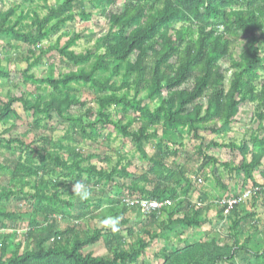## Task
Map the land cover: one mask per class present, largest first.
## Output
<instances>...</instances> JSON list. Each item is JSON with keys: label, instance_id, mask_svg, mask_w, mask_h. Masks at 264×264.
<instances>
[{"label": "trees", "instance_id": "obj_1", "mask_svg": "<svg viewBox=\"0 0 264 264\" xmlns=\"http://www.w3.org/2000/svg\"><path fill=\"white\" fill-rule=\"evenodd\" d=\"M35 1L22 0L24 4ZM122 1L121 12L106 15L107 32L91 49L75 54L69 51L74 41L55 47L62 59L76 67L57 79L36 78L29 72L45 57L49 64V52H44L40 45L75 19V8L80 9L82 18H88L82 1L62 0L45 16L39 18L35 14L27 29L19 27L28 17L22 11L17 13L19 6L12 5L0 13V39L19 42L32 59L22 72L0 69V79L11 83L18 78L15 92L8 90L5 101H0V124L10 118L19 119L16 106L31 118L29 126L21 128L17 135L13 134L15 127L7 130L9 139L2 140L0 145L12 157L11 162L0 159V175L9 179L6 187L0 185V206L10 201L28 206L23 216L18 209L9 212L0 208V264H139L153 242L174 237V227L200 231L206 224V209L187 200L190 182L181 169L168 163L173 154H169L164 143L181 134L194 141H201L200 132L216 134L218 129L237 123L239 108L245 103L253 106L255 133L237 144L211 142L209 146L239 157L234 166L220 165L237 178L240 186L239 193L228 197L264 187L257 186L254 178L257 171L264 177V0ZM115 2L95 0L93 4L104 13ZM238 42H244V46L238 59H234L231 50ZM224 60L229 61L227 70L220 65ZM117 78L118 83L113 81ZM29 83L46 85L50 90L47 99L40 96L30 100L31 93L25 89ZM70 85L86 87L95 96V112L88 111L90 120L83 127L80 119L67 115L73 107L85 106L72 90H67ZM150 104H154L153 108ZM111 110L118 119L112 118ZM52 117L61 124H69L71 131L78 127V134L93 145L100 142L105 131H113L134 145L148 168L135 175L130 170V160L120 157L110 168L91 165L94 159H101L85 155L73 146L63 147L46 136ZM151 139L158 143L156 152L149 157L144 144ZM34 144L38 147L34 148ZM204 159L206 163H215L211 157ZM76 180L88 184L93 195L102 194L98 193L100 185L103 189H116L117 200L106 198V203L110 206L108 211L113 212L111 216L120 217L118 232L102 227V218L93 228L82 224L83 219L94 221L95 208L84 201L80 212H73L77 200H73L75 196L67 183ZM262 196L264 191L255 194L252 204ZM126 198L172 203L159 214L148 216L139 230L146 242L133 238L123 216L130 209L122 202ZM243 207L229 211L226 207L217 208L220 216L230 214L225 238L228 245L207 235L192 237V244L160 252V264L263 261L264 242L258 246L255 237L242 231L241 223L246 217L251 218L248 223H257L252 218L254 213H245ZM134 210L142 215L137 208H131ZM240 214L246 215L238 218ZM160 216L168 222H160ZM60 220H67V226L61 228ZM255 227L252 226L254 232ZM182 234L179 231L180 237L174 240L184 243L189 235ZM104 237L107 256L94 257L85 252Z\"/></svg>", "mask_w": 264, "mask_h": 264}, {"label": "rangeland", "instance_id": "obj_2", "mask_svg": "<svg viewBox=\"0 0 264 264\" xmlns=\"http://www.w3.org/2000/svg\"><path fill=\"white\" fill-rule=\"evenodd\" d=\"M81 1L83 11L88 15V18H82L79 15L80 9L75 8V19L73 21L67 22L66 25L62 27L57 33H52L51 35H49V38L43 41L40 45L41 49L44 52H49L47 55L50 61L49 64L47 63L45 57L44 59H42V63L39 64L36 68L32 69L29 74H32L36 78H46L47 76H51L52 78L57 79L59 78V76L69 71H75L76 67L72 66L65 59H62V57L56 53L55 47L61 48L64 44L74 41L69 51H72L75 54H82L85 51L91 49L95 45V43L107 32L108 25L105 19L106 15L110 13H119L122 11L123 8V1L116 0L115 5L107 8L103 13L101 7H97L93 4L95 0ZM61 2L62 0H36L35 2H33V4H24L22 0H0V13L8 11L12 5L19 6L17 13L22 11L24 14L28 15V17H26V19L22 21L19 27H22L21 29H27V27H30L31 24L34 22L35 14L39 18H41L45 16L49 9L55 8L58 4H61ZM243 46L244 42H238L233 46L231 50V56L234 59H238V56ZM133 60L134 57L131 56L130 61ZM31 61L32 59L27 54L26 47L21 45L19 42H11V40L6 41L0 39V69L10 72H22L25 70L28 63H30ZM220 65L224 70H227L229 68V61L224 60L220 63ZM228 77L229 75H227V80ZM15 80L17 81L18 78L15 77ZM227 80L225 82L226 88L228 87ZM16 81L9 83L5 80L0 79V101H5V94L8 90L15 92L16 89L14 86L16 85ZM113 81L118 83L120 81V78L113 79ZM26 88L27 92L31 93V95L29 96L30 100H34V98L40 96L43 99H47L48 95L50 94V90H47L46 85L39 86L29 83L27 87H25V89ZM67 90H72L77 95L78 100L85 102V106L73 107L67 113V115L72 118H76L78 120L80 119V124L83 127L90 120H88V111L90 112L91 110L92 112L90 113L94 114V110L96 109L94 93L86 87H74L73 85L68 86ZM153 106L154 104H150V108H153ZM110 112L113 115V119L119 118L117 117L114 110H111ZM16 114L18 115L19 119L16 120L14 118H10L4 124H0V145L2 143V140L9 139V133H7V130H9L11 127H15V129L13 130V134L17 135L21 128L25 129L31 123V118L29 114L24 113L18 106H16ZM253 119V106L251 104L245 103L239 108L237 123L229 126L228 128L225 127L221 130H217L216 128V134L200 132L199 137L201 141H194L188 136L181 134V137H174V139H172L170 143H164L167 147V150L169 151V154H173V157L168 159V163L170 165L174 164L173 168L176 167L177 169H181L185 173V177L188 179V183L190 182L191 190L189 192L187 200L191 205L200 208L201 204L198 202L200 201V198L204 197L205 200L209 202V204L207 203L209 207L207 212L210 209H215L217 211V208H219V206L216 205V202H218V200L228 197L234 192L239 193L238 188L236 186L235 189L233 188V183L235 182V180H237V178L234 179L231 173H229L227 170L220 166L221 163H226L229 166H234L235 163L239 161V157L235 156L236 154H227L222 149L210 147L209 144H211V142L225 144L229 142L236 144L239 143L241 140L249 137L251 133H255V131L257 130V125L255 124ZM47 125L50 131L46 136H49L52 142H60L61 146L63 147L73 146L74 148H76V150L85 155L92 154L98 156L101 161L94 159L93 161H91V165L93 166L101 168H110L111 166H114V164L120 157L125 158L127 161L130 160V170L133 171L135 175L140 174L142 169L146 170L148 168L147 164H145L144 161L140 160L139 154L135 151L134 145L131 144L129 140L123 139L111 130L105 131L104 136L99 139L100 142L98 141L99 143L93 145L90 143V141L84 139L80 134H78V127L75 128V131H71L69 124L59 123L56 117H52V119L48 122ZM67 134L68 138H66ZM22 137V139L26 138L24 137V135ZM106 137L108 138V140H106ZM63 138L65 139V141H62ZM157 143L158 141L153 139L145 142L144 150L149 157L156 152L155 144ZM37 147L38 144H34V148ZM199 150H201V153L199 152ZM204 156L211 157L215 160V163H213L214 161H207L206 163ZM13 158H16V155H13ZM61 158H64L63 154H61ZM0 159L5 160L6 162H11L12 157L8 152H6L0 147ZM107 159L108 161L106 162ZM218 162H220V164H218ZM254 178L256 179L257 186H264V177H262L258 171L254 173ZM198 179H201V184L197 183ZM226 179L227 181H230L229 184H227ZM8 182V177L1 174L0 185L6 187L8 185ZM217 183H220V188L218 187V185H216ZM73 184V182L67 183V185L70 186L69 191L71 193ZM221 184H224V187H221ZM103 187V185L97 187L98 189H100L98 190L100 191L98 193L102 192V194H94L93 197L87 201L88 206H90L91 208H95V210L92 211L95 212V214L93 215L96 216V218L94 219V221L89 219H83L82 224H86V227H95L96 224H98L99 219L111 216L113 213L112 211H108L110 209L108 207L110 206L106 203V198H112L113 200H117L118 197L116 194V189L114 187L110 189H103ZM64 199H66V197H64ZM75 199L77 201L75 202L76 205L73 212L78 213L81 210L82 202L76 197L73 198V200ZM261 199H258L260 200L259 203H257L258 201L256 200L257 202L255 204H252V201H249L246 204L242 205L244 206L243 210L245 212L254 213L255 216L253 217V220L257 222V224L253 225L252 222L248 223V220L251 219L250 217H246L247 219H243L245 222L243 223L242 221L241 223L243 225L242 231L243 233L246 232V235L248 234V236L255 235L257 231L260 233L262 232V230H264V197H261ZM21 204L23 203L21 202L19 204H15L14 202L10 201L7 204L3 203L0 208L9 212L18 209L19 211L17 212H19L23 216L27 213L28 206L25 204L23 206ZM128 208L130 209H128L126 213H123V216L129 222L128 225L129 229L133 232V238L135 240L140 239L146 242L147 238L141 232H139V230L143 226L144 222L148 220V216L139 215L136 210L131 211V207ZM181 214L182 213L180 212L178 216H180ZM163 220L166 221V218H164V216H160L159 221L161 222ZM59 223L61 225V228L67 226V220H60ZM225 223L227 224V222ZM20 224L22 223L18 222V225ZM222 225L223 223H220V220H217L215 225L217 227L216 230H214V234L206 232V235H213L212 237L220 240V242L222 241V244L228 245L226 243L227 241H225L227 229H223V227L221 228ZM252 226H256L255 232L253 231ZM19 227L22 228V225ZM179 231H183L182 235L188 234L189 239L185 240L184 243H179V245H177L178 242L175 241L174 238L177 239L180 237ZM172 234H174V237L170 236L173 239L169 241L163 239L153 242V244H151V246L146 249L147 257L145 259L141 258L139 260V264H160V252H164V250L167 252H172L177 248H182L184 245L192 244L193 238L195 236V231H193L192 229L181 230L179 227H174ZM257 242L258 241H256L255 243ZM263 242L264 237L262 240H259V243L261 245L263 244ZM250 246L251 244H249V247ZM85 252L93 255L94 257L107 256L108 249L105 246V237L102 238L94 246L89 247ZM239 263L240 262L237 260L235 264ZM260 263L264 264V260L256 264Z\"/></svg>", "mask_w": 264, "mask_h": 264}, {"label": "built area", "instance_id": "obj_3", "mask_svg": "<svg viewBox=\"0 0 264 264\" xmlns=\"http://www.w3.org/2000/svg\"><path fill=\"white\" fill-rule=\"evenodd\" d=\"M197 183L201 184V179L197 180ZM264 191V187H257L254 189H248L237 197H228L216 202L217 206L226 207V211L233 209L236 206H241L251 201L253 196L257 193ZM126 206L131 208H137L143 216H149L151 214H159L164 208H169L171 202L166 200L163 202H157L155 200H138V199H124L122 201Z\"/></svg>", "mask_w": 264, "mask_h": 264}, {"label": "crops", "instance_id": "obj_4", "mask_svg": "<svg viewBox=\"0 0 264 264\" xmlns=\"http://www.w3.org/2000/svg\"><path fill=\"white\" fill-rule=\"evenodd\" d=\"M218 164H220V162H218ZM224 181V180H223ZM237 181L238 180H235V182L233 183V188L235 189V186L239 189V184H237ZM255 181H256V179H255ZM226 182H227V184H229L230 183V181H227V179H226ZM216 185H218V184H216ZM224 185V184H223ZM218 187L220 188V186L218 185ZM233 194H237L236 192H234ZM229 196H231V195H229ZM216 197V196H215ZM262 197H264V196H262ZM217 198V197H216ZM219 198V197H218ZM261 199V198H260ZM262 200V199H261ZM258 202L257 203H259V201L260 200H257ZM198 203H203V204H198V205H200L201 207H204L205 209H206V212H207V210L209 209V207H208V204H209V202L208 201H206L205 200V198L204 197H202V198H200V201L198 202ZM208 203V204H207ZM210 212V213H209ZM218 212V210L216 211L215 209L214 210H212V209H210L204 216H203V219L206 221V224H204L203 225V227H202V229L200 230V231H197V232H195V236L196 237H200V236H205L206 237V232H210L211 234H214V230H216V227L217 226H215L216 225V221L217 220H220V223H223V225L221 226V228L223 227V229H227V227H228V225L230 224L229 222H228V216H230V214H222L221 216H220V214L219 213H217ZM246 213V212H245ZM248 214L249 213H252V212H247ZM246 215V214H245ZM244 214H240V215H238V218H241V217H244L245 216ZM253 218V217H252ZM247 219V218H246ZM243 221V223L245 222L244 220H242ZM255 221V220H254ZM225 222H227V224L225 223ZM257 224V223H256ZM198 233V234H197ZM191 235H193V234H191ZM194 236V237H195ZM208 236H210V235H208ZM213 236V235H212ZM212 236H210V237H212ZM250 236H253V238L255 237L257 240L256 241H258L256 244L258 245V246H260L261 244L259 243V240H262L263 239V237H264V230H262V232H258L257 231V233L255 234V235H250ZM260 237V238H259ZM172 239V238H171ZM189 239V238H188ZM243 240H245V239H243ZM175 244V243H174ZM249 244L250 243H248V246H249ZM177 245H179V243H177ZM176 245V246H177ZM181 245V244H180Z\"/></svg>", "mask_w": 264, "mask_h": 264}, {"label": "clouds", "instance_id": "obj_5", "mask_svg": "<svg viewBox=\"0 0 264 264\" xmlns=\"http://www.w3.org/2000/svg\"><path fill=\"white\" fill-rule=\"evenodd\" d=\"M72 195L81 202H84L93 197V191L83 180H76L72 187ZM100 224L102 227L110 229L111 232L116 233L119 231L120 217L107 216L100 221Z\"/></svg>", "mask_w": 264, "mask_h": 264}]
</instances>
